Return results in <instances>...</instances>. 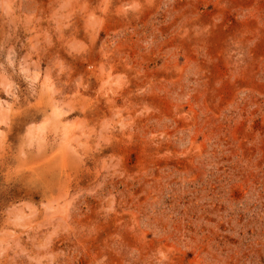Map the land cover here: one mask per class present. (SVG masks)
<instances>
[{"label": "rangeland", "instance_id": "1", "mask_svg": "<svg viewBox=\"0 0 264 264\" xmlns=\"http://www.w3.org/2000/svg\"><path fill=\"white\" fill-rule=\"evenodd\" d=\"M16 3L0 264H264V0Z\"/></svg>", "mask_w": 264, "mask_h": 264}, {"label": "clouds", "instance_id": "2", "mask_svg": "<svg viewBox=\"0 0 264 264\" xmlns=\"http://www.w3.org/2000/svg\"><path fill=\"white\" fill-rule=\"evenodd\" d=\"M0 7L3 8L5 15H8V16H14L16 11L18 10L16 0H10V2H8V0H0ZM68 114H69L68 111L64 113V115H68ZM36 147H38V145L34 143H28L27 145H25V151L31 150ZM29 211L32 212L33 210H29ZM30 218L31 217H21V220H27ZM15 227L23 228V227H28V225L18 221L15 223Z\"/></svg>", "mask_w": 264, "mask_h": 264}]
</instances>
